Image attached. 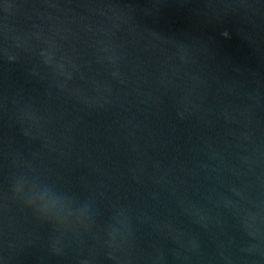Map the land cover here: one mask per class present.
<instances>
[{"label": "water", "instance_id": "1", "mask_svg": "<svg viewBox=\"0 0 264 264\" xmlns=\"http://www.w3.org/2000/svg\"><path fill=\"white\" fill-rule=\"evenodd\" d=\"M0 264H264V0H0Z\"/></svg>", "mask_w": 264, "mask_h": 264}]
</instances>
